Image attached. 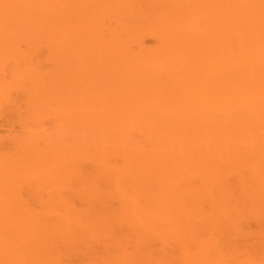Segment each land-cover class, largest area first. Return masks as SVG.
Instances as JSON below:
<instances>
[{
  "label": "bare ground",
  "instance_id": "1",
  "mask_svg": "<svg viewBox=\"0 0 264 264\" xmlns=\"http://www.w3.org/2000/svg\"><path fill=\"white\" fill-rule=\"evenodd\" d=\"M9 111L0 264H264V0H0Z\"/></svg>",
  "mask_w": 264,
  "mask_h": 264
},
{
  "label": "rangeland",
  "instance_id": "2",
  "mask_svg": "<svg viewBox=\"0 0 264 264\" xmlns=\"http://www.w3.org/2000/svg\"><path fill=\"white\" fill-rule=\"evenodd\" d=\"M144 39V45L146 46V47H148V48H156V46L159 44V42H158V39L157 38H154V36H145V38H143ZM19 46H20V51L22 52V54H23V52H24V58H30V56H28V55H31V57H33L35 54H33L34 52L31 50V52H29L28 53V51H30V47H28L25 43L24 44H22L21 43V45L19 44ZM19 46H18V49H19ZM27 46V47H26ZM27 49V52H26V49ZM136 48V47H135ZM23 50V51H22ZM25 50V51H24ZM20 51H19V53H20ZM44 49L41 51L42 52V54L40 55V54H38L39 56H42L43 54H44ZM27 54H26V53ZM46 52V51H45ZM22 54H19L20 56L22 55ZM33 54V55H32ZM25 55H27L26 57H25ZM45 55L47 56V52L45 53ZM45 55H44V59H42V58H40L39 56V59L43 62L42 63V66H44L43 64H46L47 62H44V60L46 59L45 58ZM43 57V56H42ZM45 61H47V60H45ZM45 66H47V64L45 65ZM44 66V67H45ZM44 67H43V69H44ZM47 68V67H46ZM102 89V88H101ZM105 89V88H104ZM12 113H15V112H13V111H9V114H8V112H7V116H9V115H11L10 117H11V120H10V117H8L7 118V116H4V114H6V113H4V112H2V113H0V139H1V141L3 142L2 144H4L5 143V145H3L4 147L6 146H8L7 148L5 147V149L6 150H8V151H10L11 150V144L10 143H12V139L15 137V136H17V138L20 136V135H22V134H26V132L28 131L27 130V128L25 127V126H27V125H25L26 123H24V122H22L21 123V118L22 117H20L19 115H15V114H12ZM4 116V117H3ZM14 117V118H13ZM18 117V118H17ZM56 118V117H55ZM50 118L49 117V119L48 118H43L42 119V121H43V123H42V125H41V123H40V125L42 126L41 128H40V126L38 125V127H36V128H39L40 130L42 129V130H44V132H45V134L44 133H42V135L44 134V136L46 135L47 136V139H48V137H49V139L48 140H53V142H54V139H56V138H58L59 137V143H60V141H61V143H60V145L62 144V141L64 142V140L65 141H67L68 140V143H69V141L72 139V137H73V130H70V124L67 126V124H68V122H67V120H66V122H67V124H66V122L65 121H63V120H65V118H63V119H61L60 120V117H59V119L58 118ZM4 119H6L5 121H4ZM9 119V120H8ZM48 119V120H47ZM53 119V120H52ZM19 120V121H18ZM23 121V120H22ZM24 123V124H23ZM34 127V125H33V127L32 128H35ZM25 128H26V130H25ZM40 130H39V132H40ZM41 130V131H42ZM26 131V132H25ZM69 136H70V138H69ZM13 137V138H12ZM11 138V142L9 141V139ZM16 138V137H15ZM14 138V139H15ZM51 138H53V139H51ZM64 139V140H63ZM5 140H7L8 142L6 143V141ZM55 142H57L56 140H55ZM66 143V142H65ZM24 188V187H23ZM26 188V187H25ZM23 189V192H26V189ZM253 222V221H252ZM251 222V223H252ZM250 223V224H251ZM253 223H255V222H253ZM253 223H252V225H253ZM256 224V223H255ZM253 225V227H252V225H251V227H249V230H250V233H251V231L252 232H254L253 231V229L254 230H258V229H256L254 226H256V225ZM251 228V229H250ZM255 231V232H256ZM252 234V233H251ZM253 235V234H252Z\"/></svg>",
  "mask_w": 264,
  "mask_h": 264
}]
</instances>
